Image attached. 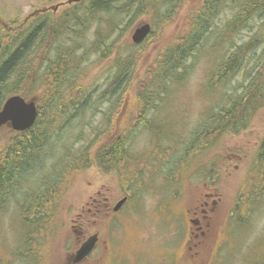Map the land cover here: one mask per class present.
Listing matches in <instances>:
<instances>
[{
	"label": "rangeland",
	"instance_id": "obj_1",
	"mask_svg": "<svg viewBox=\"0 0 264 264\" xmlns=\"http://www.w3.org/2000/svg\"><path fill=\"white\" fill-rule=\"evenodd\" d=\"M66 1L0 0V35L32 19L41 10L60 12L68 6L63 5ZM196 2H181L176 13L159 28L153 23L157 16L155 10H147L123 33L118 42L119 51L124 53L132 49L138 52L131 82L133 88L147 82L142 78L149 77L150 74L146 73L149 68L158 70L156 60L171 41L185 33L188 9L196 6ZM161 6V12L166 11ZM225 20V14L219 17L215 32L206 35L209 37L206 44L195 50L189 59L188 74L183 82L172 86L153 110L152 124L159 126L160 130L139 128L130 140L133 168L139 169L134 181L130 183L115 170H102L94 164L84 168V163H79L78 169H69L61 179L58 177L56 190L50 194L46 190L48 186L42 185L41 180L51 173L54 160H46L40 172L26 176L20 190L28 194L37 193L44 205L42 210L53 205L52 213L39 221L46 223L38 227L40 231L34 233L29 241L32 225L25 220L20 205L26 194L7 198L5 208L0 211V264H66L80 236L73 226L79 225L82 229L100 232V244L89 260L82 264H115L105 258L108 254L106 245L112 253H118V264L264 262V192L257 204L250 202L264 185L257 178L253 182L255 187H252L251 181L259 164L257 155L264 134V104L253 112L246 129L222 134L214 146L200 144L201 147L191 150L181 161L179 158L189 130L199 127L208 115L207 107L219 102L222 92H240L242 77L224 82L222 88L212 77L223 55L224 45H228L220 38ZM142 21L150 23L151 33L141 43L135 44L130 36ZM250 36L251 32L243 29L233 36V41L242 43ZM258 52L259 49L256 55ZM113 56L102 61L90 58L80 82L89 91L100 86L91 98L94 108L84 112L68 127L63 126L66 130H58L59 124L55 126L51 142L59 134H67L64 142L63 139L55 142L57 155L62 150L64 152V146L73 153H79L90 139L86 130L85 140L74 139L83 125L103 124L104 115L100 111L110 108L111 103L97 104L95 101L100 98L97 94L104 90L101 85L105 83L106 76L111 74ZM11 131L8 126L0 128L3 145ZM151 151L155 155L149 154ZM127 189L130 195L126 203L110 219V224H106V213L111 212ZM94 200H103L108 208L92 213L96 209L91 206L95 205ZM87 208L89 212L85 211ZM195 219L198 222H192ZM35 221L37 223L38 220ZM25 244L30 247L29 252L23 250Z\"/></svg>",
	"mask_w": 264,
	"mask_h": 264
},
{
	"label": "trees",
	"instance_id": "obj_2",
	"mask_svg": "<svg viewBox=\"0 0 264 264\" xmlns=\"http://www.w3.org/2000/svg\"><path fill=\"white\" fill-rule=\"evenodd\" d=\"M181 2L185 0H80L60 12L36 13L32 19L0 35V109L5 98L12 94L37 99V117L33 125L24 131H11L4 145L0 140V211L11 195L26 194L20 205L25 220L32 225L29 241L40 231L38 227L46 223L39 221L51 215L53 205L48 204V209L42 210L44 205L37 193L21 192L26 176L40 172L45 161L51 159L54 160L52 171L41 180L42 185L48 186L46 190L50 194L56 190L58 177L61 179L69 169H78L79 163H84V168L94 164L102 170H115L133 182L139 169L133 168L130 140L139 128L160 130L152 124L153 110L172 86L183 82L188 74L189 59L195 50L206 44L209 38L206 35L215 32V23L221 15L225 14L226 20L220 38L228 45H224L212 77L221 88L224 82L242 77L240 92H222L220 101L207 107L204 122L189 130L183 141L180 161L191 150L201 147L200 144L212 147L220 135L246 129L253 112L263 106L264 0H197L196 6L188 9L185 33L171 41L156 60L158 70L149 68L146 72L149 77L142 78L147 82L134 88L131 86L138 52L132 49L124 53L119 51L118 42L123 33L147 10H155L157 16L153 23L159 28L176 13ZM161 5L166 11L161 12ZM243 29L251 32L250 39L236 43L233 36ZM257 49L260 53L256 55ZM111 55H114L111 74L101 85L104 90L97 94L100 98L94 100L97 104L111 103L110 108L100 111L104 115V125L84 124L74 139L85 140L83 135L85 130L88 131L90 139L86 147L73 153L64 146V152L57 155L55 142L62 139L64 142L67 134H59L51 142L55 126L59 124L58 130H66L63 126L68 127L84 112L94 108L91 98L100 86L89 91L80 82L90 58L102 61ZM151 152L149 154L155 155ZM257 157L259 164L254 179L251 178L252 187L257 178L264 184V134ZM261 188L259 194L252 196V204L260 201L264 185ZM124 193L129 197L130 190ZM24 246L23 250L29 252L28 244Z\"/></svg>",
	"mask_w": 264,
	"mask_h": 264
},
{
	"label": "water",
	"instance_id": "obj_3",
	"mask_svg": "<svg viewBox=\"0 0 264 264\" xmlns=\"http://www.w3.org/2000/svg\"><path fill=\"white\" fill-rule=\"evenodd\" d=\"M71 1L79 0H67L63 3H70ZM150 30L151 26L148 21L138 23L131 33V41L135 44L141 43L149 34ZM36 117V98L33 96L27 99L21 95L13 94L4 100L0 109V128L8 126L13 131H24L33 125ZM125 201L126 197L119 199L114 210H117ZM96 240L97 234L89 236L77 249L74 260L77 262L86 257L92 250Z\"/></svg>",
	"mask_w": 264,
	"mask_h": 264
},
{
	"label": "flooded vegetation",
	"instance_id": "obj_4",
	"mask_svg": "<svg viewBox=\"0 0 264 264\" xmlns=\"http://www.w3.org/2000/svg\"><path fill=\"white\" fill-rule=\"evenodd\" d=\"M75 2H78V1H71L70 3H63V5L65 6V4L66 5H69V4L75 3ZM127 197L128 196L126 195V201H127ZM126 201L117 210H114V207L116 205L115 204L114 207L111 209V212L106 213V219H107V220L105 219L106 220V224H110V219L113 218V216H114L115 213H117V212L120 211V209L126 203ZM93 202L95 203V205L94 206L91 205V206L94 207V208H96V209H94V211L92 213H95V212L99 213V211L103 210V208H105V209L108 208V205H104L103 200H94ZM85 211H88L89 212L90 209L87 208ZM195 213H196V211H195ZM192 222H198V221L195 219V220H192ZM88 225H89V223H88ZM73 230L75 232H77V234L80 233V236H79V238H78V240L76 242L75 250L68 255L67 260H66V264H82V263H84V262H86V261L89 260L91 254H93V252L96 249V247L100 244V232L98 230H96V229L93 230V231L90 230V229L89 230L88 229H82L80 225L77 226V227L76 226H73ZM93 234H97V240H96V242H95L92 250L89 252V254L86 257H84L80 261H77L76 262L74 260V258H75V253H76L77 249L81 246V244L89 236H91ZM106 251H108V254L105 256V258H108L109 261L114 262L115 264L116 263L118 264L119 263V261H117L118 258H119L118 257V253H112L111 250L107 247V245H106ZM62 264H63V262H62Z\"/></svg>",
	"mask_w": 264,
	"mask_h": 264
},
{
	"label": "bare ground",
	"instance_id": "obj_5",
	"mask_svg": "<svg viewBox=\"0 0 264 264\" xmlns=\"http://www.w3.org/2000/svg\"><path fill=\"white\" fill-rule=\"evenodd\" d=\"M13 95V94H12ZM19 95V94H18ZM96 242V241H95Z\"/></svg>",
	"mask_w": 264,
	"mask_h": 264
}]
</instances>
